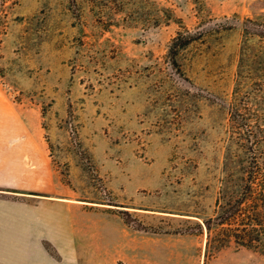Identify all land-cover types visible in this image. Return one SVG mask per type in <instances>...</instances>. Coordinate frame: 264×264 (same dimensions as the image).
Returning <instances> with one entry per match:
<instances>
[{
    "label": "rangeland",
    "instance_id": "obj_1",
    "mask_svg": "<svg viewBox=\"0 0 264 264\" xmlns=\"http://www.w3.org/2000/svg\"><path fill=\"white\" fill-rule=\"evenodd\" d=\"M253 157L264 0H0V205L109 219L112 264H264L213 228Z\"/></svg>",
    "mask_w": 264,
    "mask_h": 264
},
{
    "label": "crops",
    "instance_id": "obj_2",
    "mask_svg": "<svg viewBox=\"0 0 264 264\" xmlns=\"http://www.w3.org/2000/svg\"><path fill=\"white\" fill-rule=\"evenodd\" d=\"M58 206L72 207L69 203ZM53 209L33 202L0 205L6 213V217L0 213V264H112L119 240L110 243L105 237L109 219H74L69 212L56 218Z\"/></svg>",
    "mask_w": 264,
    "mask_h": 264
},
{
    "label": "trees",
    "instance_id": "obj_3",
    "mask_svg": "<svg viewBox=\"0 0 264 264\" xmlns=\"http://www.w3.org/2000/svg\"><path fill=\"white\" fill-rule=\"evenodd\" d=\"M193 40L188 32L178 33L171 40L167 58L177 70L179 51ZM213 226L223 237L222 245L232 241L238 247L264 251V163L251 158L239 195L220 206ZM207 227L210 229V224Z\"/></svg>",
    "mask_w": 264,
    "mask_h": 264
}]
</instances>
